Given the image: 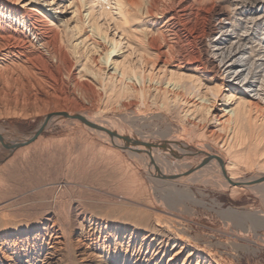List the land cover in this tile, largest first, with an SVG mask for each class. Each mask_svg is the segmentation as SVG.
Here are the masks:
<instances>
[{
  "label": "bare ground",
  "instance_id": "obj_1",
  "mask_svg": "<svg viewBox=\"0 0 264 264\" xmlns=\"http://www.w3.org/2000/svg\"><path fill=\"white\" fill-rule=\"evenodd\" d=\"M18 1L0 0V116L40 115V120L28 134L9 135L0 129L1 169L39 153L46 144L41 135L71 120L111 156L123 157L125 152L140 160L131 174L142 170L148 179L174 186L191 202H198L191 190L195 184L217 183L232 194L264 188V75L255 73L259 65L254 61L261 54L257 36L264 0H225V7L218 0H66L71 16L65 20L57 15L53 0ZM114 10L119 38L100 22L102 16L114 19ZM132 105L190 124L203 155L189 161L187 150L180 148L182 156L172 157L162 143L150 141L149 146L141 140L147 138L127 135L103 116ZM175 138L165 139L172 147ZM244 170L254 172L244 177ZM67 182L60 179L62 185ZM8 214L4 217L13 223L0 233V253L14 264L29 263L17 255L30 249L45 251L41 264L54 263L57 245L66 243L74 225L86 229L80 242L84 251H104L107 259L122 256V264H219L184 244L183 234L172 236L175 223L166 219L148 224L137 245V232L119 234L122 239L116 241L118 228L108 232L112 223H103L72 199L45 197L35 209ZM17 217H32L25 220L27 246L17 240L10 244L9 238L21 232ZM15 243L18 248L12 249Z\"/></svg>",
  "mask_w": 264,
  "mask_h": 264
},
{
  "label": "rangeland",
  "instance_id": "obj_2",
  "mask_svg": "<svg viewBox=\"0 0 264 264\" xmlns=\"http://www.w3.org/2000/svg\"><path fill=\"white\" fill-rule=\"evenodd\" d=\"M18 2L21 5L27 0ZM218 3L224 7L226 5L225 0H218ZM66 4V0H53V4H51L57 7V10L60 11L57 15L64 18V20L71 16L70 10L65 7ZM228 10H231V8ZM110 17V15L102 16L100 22H106L110 35L115 33L119 38L122 31L120 27H115V25L118 26L116 10L113 11L112 15L114 19H110ZM213 23H216V20ZM257 38L259 39L257 41L259 44L255 43L260 47L259 51H261V54L254 58L260 59L254 60L256 65H259L255 73L263 76L264 21L258 29ZM103 116L108 117L110 120L112 119L111 125L116 127V129L121 128L127 135L131 133L134 137L137 135V138H142V136L147 138L141 140L149 146L152 145L150 141L153 144L155 142L157 144L162 143L166 153L172 157L180 158L182 156L180 148L187 150L184 155H187L186 158L189 161L203 155L199 146L201 144L200 139L192 136L189 132L188 127L190 124H184L182 121L177 123L173 119L168 120L163 113L156 110L137 108L136 105H132L127 111L119 112L112 109L106 111ZM133 116H140V118L137 120ZM39 120L40 115L22 116L9 114L4 117L0 116V129H3L2 131L4 132L7 131L9 135L14 132L28 134L37 127ZM41 136L46 144L42 146L45 149L41 148L43 150L39 151L40 154H32L29 155L30 158L23 161H15L12 166L3 168L4 170L0 167V233L10 229V225L13 223H11L9 217H4L9 216L8 213L21 212L23 209H31V207L35 209L45 200V197L46 199L57 197L64 200L72 199L88 213L93 212L102 218L103 223L105 221L112 223L114 225L113 228L109 227L107 231L115 233L118 228L116 241H120L121 235L119 234L128 236L130 231L133 230L137 232L135 238L138 245L142 241V234L147 233L146 230L149 225L153 224L156 219H166L175 223L176 227L172 232V236L177 237L178 234H183L184 244L204 251L212 259L217 260L219 264H264V188L258 190L248 189L232 194L230 190L221 188L217 183L195 184L191 186V190L198 202H191L179 196L180 194L176 193L174 186L148 179L142 170L137 169L139 173H136V176L131 174V168H136L140 160L131 158L125 152L122 153L123 157L119 156L120 159L119 157L111 156L108 151L101 150L96 145L98 143L95 139L91 141L87 139L85 134L82 135L75 121L70 120L56 124L46 130ZM169 136H176L172 142V147L169 145L171 141L165 139ZM79 141H84L85 144H81ZM76 144H80L79 146L83 145V149L82 147L80 149ZM74 147L75 149L79 147V149L75 150ZM207 151L214 155H220L216 149ZM90 160L93 162L91 163ZM104 169L106 170L104 171ZM253 172L244 170L242 176L249 177ZM17 175H19L18 178ZM131 175H134L135 178L131 177ZM127 177H129V180ZM60 179H65L68 182L62 185ZM177 187L181 186L177 185ZM29 219H32V217H17L14 219L20 221V224L16 227L20 228L21 232L15 233L16 236L9 238L11 239L10 244L14 240H17L20 246L27 244L28 239L26 238L25 227L28 224L25 220L29 221ZM76 226H72L68 232L66 243L63 242L57 245L55 258L52 260L55 262L52 264L124 263L122 256L115 257L114 255V257L107 259L104 251L97 249L84 251L80 244L84 240V231L86 229ZM124 228L127 231H123ZM29 235L31 236L32 233ZM100 239L102 240V237ZM111 240L115 239L111 238ZM18 244H13L11 248H18ZM99 251L104 256L100 257L97 253ZM44 252L35 253L34 250L30 249L27 254L21 253L17 256L20 257L21 261L29 260L27 264L31 263L30 260L34 261L35 264H41ZM6 263L14 264L11 261L4 260L0 253V264Z\"/></svg>",
  "mask_w": 264,
  "mask_h": 264
}]
</instances>
